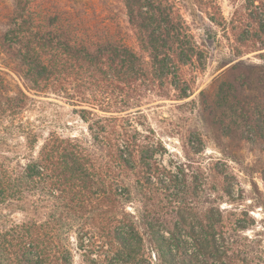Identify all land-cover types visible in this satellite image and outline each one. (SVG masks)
I'll return each mask as SVG.
<instances>
[{"label":"trees","instance_id":"16d2710c","mask_svg":"<svg viewBox=\"0 0 264 264\" xmlns=\"http://www.w3.org/2000/svg\"><path fill=\"white\" fill-rule=\"evenodd\" d=\"M229 1L237 6L222 20L235 62L199 92L200 109L216 142L264 152V0ZM121 4L124 27L113 13L101 18L46 0H11L3 17L0 210L24 219L1 216L0 264H75L74 253L79 264H264L220 213L175 206L177 180L155 159L160 141L148 143L131 125L147 95L161 97L169 86L189 97L181 77L202 67L204 41L175 0ZM195 4L200 13L217 9L215 0ZM239 47L261 51L262 63L240 60ZM9 72L19 81L14 89ZM30 96L79 107L89 139L53 133L38 145L23 120ZM133 200L140 218L125 210Z\"/></svg>","mask_w":264,"mask_h":264},{"label":"rangeland","instance_id":"374dc122","mask_svg":"<svg viewBox=\"0 0 264 264\" xmlns=\"http://www.w3.org/2000/svg\"><path fill=\"white\" fill-rule=\"evenodd\" d=\"M46 1L60 8L75 11L85 9L101 18L113 13L118 16L119 23L125 26L126 17L121 0ZM175 1L198 43L201 44L202 40L205 43L207 39L211 46L205 43L201 68H186L182 74L181 78L185 81L183 88L186 92L185 86L190 90L188 98L182 99L166 86L161 97L155 94L144 98L141 115L131 116V125L146 137L148 143L160 141L161 149L155 159L177 180L173 191L176 195L175 206L185 205L196 212L209 209L214 217L220 213L227 227L229 223L233 230H236L235 224L241 227L242 230L236 231L241 237L240 241L248 244V250H254L253 253L264 261V182L261 178L264 152L246 143L235 145L227 144L224 140L222 143L216 142V131L208 126L200 109L199 92L209 88L212 79L223 70L221 68L225 64L235 62L231 53L235 43L230 29H226V22L237 3L215 0L216 11L203 10L200 13L195 0ZM10 9L11 0H0V25ZM211 13H216L213 22H210ZM208 36L211 38L208 39ZM254 49L240 48L239 51L243 53L240 60L261 64L259 58L263 54L261 51L253 52ZM245 51L250 53L244 54ZM7 78L12 89L19 85L14 74L9 72ZM30 97L32 101L28 103L23 120L35 127L38 145L53 133L66 138L77 136L89 139L87 123L75 112L79 107L54 96ZM125 206L126 212L133 217L140 218L144 214L137 200ZM1 216L16 223L24 219L23 214L11 209L0 210ZM71 241L74 243V237ZM73 255L74 263L79 264V255Z\"/></svg>","mask_w":264,"mask_h":264},{"label":"water","instance_id":"95a60500","mask_svg":"<svg viewBox=\"0 0 264 264\" xmlns=\"http://www.w3.org/2000/svg\"><path fill=\"white\" fill-rule=\"evenodd\" d=\"M205 43H206V45H207L208 47L211 46V43L209 42V40L205 39Z\"/></svg>","mask_w":264,"mask_h":264},{"label":"crops","instance_id":"0c3cea01","mask_svg":"<svg viewBox=\"0 0 264 264\" xmlns=\"http://www.w3.org/2000/svg\"><path fill=\"white\" fill-rule=\"evenodd\" d=\"M227 64H228V65H227ZM227 64H225L226 66L224 65L221 69L224 70L226 67H228V66H229L230 64H232V63H227ZM219 73H220V72H219Z\"/></svg>","mask_w":264,"mask_h":264}]
</instances>
